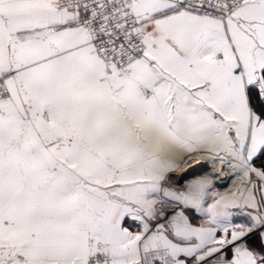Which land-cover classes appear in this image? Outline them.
Here are the masks:
<instances>
[{
	"label": "snow or ice",
	"instance_id": "snow-or-ice-1",
	"mask_svg": "<svg viewBox=\"0 0 264 264\" xmlns=\"http://www.w3.org/2000/svg\"><path fill=\"white\" fill-rule=\"evenodd\" d=\"M254 97L264 0H0V264H264ZM197 149L246 186L206 208L208 179L165 187Z\"/></svg>",
	"mask_w": 264,
	"mask_h": 264
},
{
	"label": "crops",
	"instance_id": "crops-1",
	"mask_svg": "<svg viewBox=\"0 0 264 264\" xmlns=\"http://www.w3.org/2000/svg\"><path fill=\"white\" fill-rule=\"evenodd\" d=\"M199 153H203V154H208V155H215V154H210L208 153L206 150L203 149H197L191 153L189 152H179L178 154H176L173 158V162H174V169L177 168V166L187 157L193 155L194 152H198ZM258 155V154H257ZM219 156H223V157H229L224 153H220ZM255 158V157H254ZM253 158V159H254ZM253 160L250 162L252 163ZM173 169V170H174ZM209 176L208 174H206L205 172H199V173H195L191 176H188L184 179V184L185 186H188L189 184H191L193 181L195 180H200V179H205V176ZM207 179V178H206ZM236 182L238 183L239 181H233L229 186L226 187H216L214 186L215 183H211L210 181V187H209V194L208 197L206 198V203H205V208L207 206L208 203H211V197L213 196V194H230L234 191L237 190V188H244V186L239 184H236ZM165 187H169L164 185ZM183 190V189H181ZM162 195V193H161ZM255 195L257 197V201L260 200L261 196L264 195V191L259 190V188L256 190ZM175 207V205H170V210L172 211L173 208ZM176 210H181L180 208H176ZM185 214L189 217L190 222L194 225V226H200L201 224L205 223L206 220V216L205 213L201 210H197L195 208L192 207H187L183 209ZM232 213V222L233 223H251V220L248 215L249 212H253L254 210L252 209H248L245 206L241 205V207L238 208H231L229 209ZM247 214V216H246ZM125 227H127L130 231L132 232H137L141 230V227L137 224H134L131 222V220H129L125 225ZM258 235V238L253 239L254 235ZM218 235H221L220 233H218ZM245 242L247 243V245L249 246L250 249L256 250V251H260V249L262 247H264V239L261 238V236L258 234V232H253L250 233L247 237L244 238ZM224 251H227L228 256H231V252L228 251L227 249H225Z\"/></svg>",
	"mask_w": 264,
	"mask_h": 264
},
{
	"label": "bare ground",
	"instance_id": "bare-ground-1",
	"mask_svg": "<svg viewBox=\"0 0 264 264\" xmlns=\"http://www.w3.org/2000/svg\"><path fill=\"white\" fill-rule=\"evenodd\" d=\"M234 163L235 161L227 157L198 152L185 158L168 176L166 182L171 187L182 189L179 183L181 179L184 180L188 176L207 170V174L213 177L215 183L223 185L238 174V168L233 167Z\"/></svg>",
	"mask_w": 264,
	"mask_h": 264
},
{
	"label": "rangeland",
	"instance_id": "rangeland-1",
	"mask_svg": "<svg viewBox=\"0 0 264 264\" xmlns=\"http://www.w3.org/2000/svg\"><path fill=\"white\" fill-rule=\"evenodd\" d=\"M208 155V154H207ZM217 156V155H216ZM219 157H221V156H219ZM227 158H229V159H231V157H227ZM178 167V166H177ZM251 167H253L252 166V164H251ZM202 172H205L206 174H207V170H205V171H202ZM209 176H205L208 180H209V182L211 181V183H215V181H214V179H213V177L210 175V174H208ZM244 179V174H243V172L238 168V174H236L234 177H231V179L230 180H228V182L227 183H224L223 185H218L217 183H215V185L214 186H216V187H226V186H229L233 181H239L238 183L236 182V184H239L240 183V185H242V186H246V184H244V183H242L241 181ZM183 179H181L180 180V182L179 183H181V187H183V188H186L187 186H185V184H184V180L182 181ZM251 180H252V182H254V183H256L257 184V186H258V188H259V186H260V181L258 180V178L257 177H255V175L253 174L252 176H251ZM248 218H250V216L248 217ZM250 220H251V218H250Z\"/></svg>",
	"mask_w": 264,
	"mask_h": 264
},
{
	"label": "trees",
	"instance_id": "trees-1",
	"mask_svg": "<svg viewBox=\"0 0 264 264\" xmlns=\"http://www.w3.org/2000/svg\"><path fill=\"white\" fill-rule=\"evenodd\" d=\"M253 104L258 112L264 110V103H261L255 97L253 98ZM252 166L258 170H264V154H258L253 159ZM255 238H258L257 234L253 236V239Z\"/></svg>",
	"mask_w": 264,
	"mask_h": 264
},
{
	"label": "built area",
	"instance_id": "built-area-1",
	"mask_svg": "<svg viewBox=\"0 0 264 264\" xmlns=\"http://www.w3.org/2000/svg\"><path fill=\"white\" fill-rule=\"evenodd\" d=\"M198 152H199V151H198ZM198 152H194L193 154L198 153ZM221 157H222V158H226V157H223V156H221ZM172 171H173V170H172ZM172 171H170V172L168 173V176L172 173ZM164 185L169 186V185L167 184L166 181L164 182ZM169 187H171V186H169ZM171 188L176 189V190H181V189L176 188V187H171ZM182 189H185V188H182ZM164 211H165V212H171V210H170V205H165V206H164ZM246 216H247V214H246ZM131 222L134 223V224L139 225L138 222H134V221H131Z\"/></svg>",
	"mask_w": 264,
	"mask_h": 264
},
{
	"label": "water",
	"instance_id": "water-1",
	"mask_svg": "<svg viewBox=\"0 0 264 264\" xmlns=\"http://www.w3.org/2000/svg\"><path fill=\"white\" fill-rule=\"evenodd\" d=\"M221 186V185H220Z\"/></svg>",
	"mask_w": 264,
	"mask_h": 264
}]
</instances>
